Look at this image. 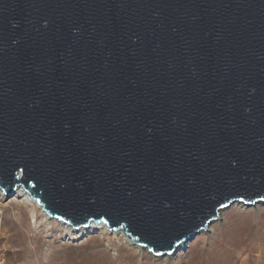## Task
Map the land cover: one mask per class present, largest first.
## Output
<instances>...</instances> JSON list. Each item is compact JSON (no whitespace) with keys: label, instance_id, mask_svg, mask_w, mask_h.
<instances>
[{"label":"water","instance_id":"water-1","mask_svg":"<svg viewBox=\"0 0 264 264\" xmlns=\"http://www.w3.org/2000/svg\"><path fill=\"white\" fill-rule=\"evenodd\" d=\"M172 254L264 201V0H0V188Z\"/></svg>","mask_w":264,"mask_h":264},{"label":"rangeland","instance_id":"rangeland-1","mask_svg":"<svg viewBox=\"0 0 264 264\" xmlns=\"http://www.w3.org/2000/svg\"><path fill=\"white\" fill-rule=\"evenodd\" d=\"M15 193L0 194V264H264V201L235 202L210 230L156 255L107 228L76 233Z\"/></svg>","mask_w":264,"mask_h":264},{"label":"bare ground","instance_id":"bare-ground-1","mask_svg":"<svg viewBox=\"0 0 264 264\" xmlns=\"http://www.w3.org/2000/svg\"><path fill=\"white\" fill-rule=\"evenodd\" d=\"M15 192H16V193H15L16 197L21 198L26 204H28L30 207H32L33 213L36 212L35 206H37V207L42 211L43 215L46 216L47 218L57 220V221H59V222H62L65 226L69 227L70 229L72 228V227H71L70 225H68L67 223H65V222H63V221H61V220H59V219H57V218H54V217H51L50 215H48V214L46 213V211L42 208V206L37 202V200H35L34 198H32V197L30 196V194H29V193H28L23 187L18 186ZM3 193H5V192L2 191V188H0V194H3ZM233 204H234V203H233ZM231 205H232V204H231ZM231 205H230V206H231ZM226 208H228V207H226ZM226 208L220 209V210H219V214L221 215V214L226 210ZM0 214H1V213H0ZM214 222H215V221H212L209 225H212ZM93 227H95V228H107V226H106L105 224L97 225V224H93V223H92V224L89 225L88 227H83V228H81V229H79V230H76V229H73V228H72V229L75 230L74 232L79 233L80 231L87 230V229H89V228H93ZM208 228H209V226H208ZM107 229H108V228H107ZM208 230H210V228H209ZM111 233H116V234H118V235H121L126 241H128L130 244H133V245H135V246H138V248H146V247H143V246H140V245L135 244V243L131 240V238H130L128 235H126L123 231H113V232H111ZM186 243H187V242H182V243H180V244L178 245V249H177V250L181 249ZM146 249H147V248H146ZM177 250H176V251H177Z\"/></svg>","mask_w":264,"mask_h":264}]
</instances>
